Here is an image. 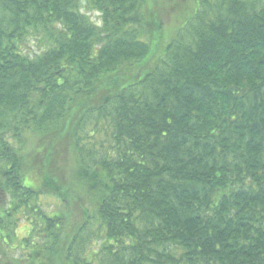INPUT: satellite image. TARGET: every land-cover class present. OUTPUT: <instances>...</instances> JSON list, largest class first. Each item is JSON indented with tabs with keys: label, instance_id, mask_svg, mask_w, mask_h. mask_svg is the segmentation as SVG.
<instances>
[{
	"label": "trees",
	"instance_id": "trees-1",
	"mask_svg": "<svg viewBox=\"0 0 264 264\" xmlns=\"http://www.w3.org/2000/svg\"><path fill=\"white\" fill-rule=\"evenodd\" d=\"M196 3L0 0V264H264V0Z\"/></svg>",
	"mask_w": 264,
	"mask_h": 264
},
{
	"label": "rangeland",
	"instance_id": "rangeland-1",
	"mask_svg": "<svg viewBox=\"0 0 264 264\" xmlns=\"http://www.w3.org/2000/svg\"><path fill=\"white\" fill-rule=\"evenodd\" d=\"M169 2V6L167 9H164V4L165 2ZM152 10L150 11L151 13L157 12L159 13V20L161 21L163 25V29L165 32V40L163 39V42L161 43L162 46H164L167 41H169V38L175 33L176 29L181 28L185 22L195 13L196 8H197V3L196 0H153V5H149V9ZM156 8V10H155ZM91 20L96 22L97 21V15L87 13ZM161 41V36L159 33H154L151 41L149 42L150 44V54H149V59L152 56V53L154 52V48L156 46H159ZM30 52L35 53L39 51V46L36 45V43L30 42L28 46ZM143 68L140 66V68L134 70L133 75H137V72H139ZM145 72L141 73L139 76H142ZM45 200V199H44ZM43 202H46L45 205L48 207L46 208L48 212H56V209H58V206H56V201L54 198L49 195L47 199ZM86 202V200H84ZM58 203V202H57ZM87 203V202H86ZM31 226L28 221H25L21 219L18 222V227L17 230L15 231V234L18 238H24L27 236ZM19 240V239H18ZM28 249H24L21 251L19 248L13 253V256L15 258L21 259L22 257L20 254H24V256L28 253ZM25 262V260H22Z\"/></svg>",
	"mask_w": 264,
	"mask_h": 264
}]
</instances>
